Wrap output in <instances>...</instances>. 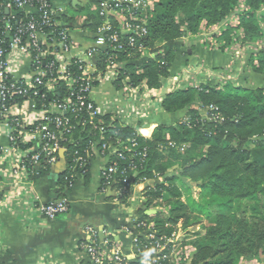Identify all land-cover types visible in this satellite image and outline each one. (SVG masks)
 Segmentation results:
<instances>
[{
	"label": "trees",
	"instance_id": "trees-1",
	"mask_svg": "<svg viewBox=\"0 0 264 264\" xmlns=\"http://www.w3.org/2000/svg\"><path fill=\"white\" fill-rule=\"evenodd\" d=\"M154 1V9L147 18L148 35L138 43L151 57L138 64L142 53L131 48L117 55V61L127 63L115 83L117 90L123 87L121 83L126 80L134 88L143 86L148 91L160 90L162 80L170 77V70L176 61L177 42L189 35H197L203 23L208 27L223 24L240 1L248 9L243 12L238 27L244 32L243 42L251 45L264 38L260 26L264 16L259 13L264 8V0ZM93 7L100 8V1L91 0L88 6L75 12L78 16H64L61 19L63 25L79 26L81 19L85 18L83 28L95 35L104 18L99 16V11H93ZM111 21L115 23L113 18ZM230 31L223 34L227 43ZM231 45L232 42L224 45L220 51L224 52ZM98 61L103 72L106 67L104 58ZM246 61L253 70L250 78L253 80L257 76L260 79H256L255 88L248 87V84L235 87L230 82L221 90L208 83L199 88L170 93L163 99L164 111L175 115L187 110L189 123L178 121L173 125L158 126L150 138L142 137L133 128L121 126L110 115L96 119L95 127L88 120H85L86 125L72 121L73 131L68 137L71 142L66 145L65 155L69 165L75 151L85 156L91 145L99 151L104 144L118 147L119 143L130 145V142H135L134 153L146 152V158L141 161L139 157H132L134 153L127 154L126 162L119 167L125 169L133 162L137 178L131 182L152 183L149 187L158 190L154 191L155 196L159 197L168 189V194L175 197L174 201H169V206L173 208L171 213L186 217L187 223L190 220L188 207L180 200L183 194L177 184L188 192L194 187L201 190L200 202H194L192 208L205 213L210 226L205 229V236L193 244L196 254L192 264L264 263V51ZM244 75L239 82L244 83ZM195 104L201 105L200 109L207 112L206 120L202 119L198 109H191ZM210 107L216 110L209 111ZM184 146L189 148L182 151ZM42 166V171H49L46 162ZM90 168L89 164L77 172L83 175L86 182ZM170 170L174 172L170 173ZM176 171L179 175H175ZM160 179L162 182L157 183ZM166 184L171 188H166ZM121 186L117 181L114 183L116 188ZM152 193L151 190L148 195ZM151 204L152 200L149 201ZM245 204L251 210L250 214L237 217L236 213L243 210ZM211 208L218 210V214L212 213ZM139 215L146 218L143 211Z\"/></svg>",
	"mask_w": 264,
	"mask_h": 264
},
{
	"label": "built area",
	"instance_id": "built-area-1",
	"mask_svg": "<svg viewBox=\"0 0 264 264\" xmlns=\"http://www.w3.org/2000/svg\"><path fill=\"white\" fill-rule=\"evenodd\" d=\"M153 9V0H101L100 8L92 10L99 11L104 23L93 35V41L80 47L73 40L71 30L57 18L66 14L62 7L49 0H0V127L6 130L8 139V146H1L0 153L10 155L17 162L14 174H22L18 170L32 172L43 162L55 165L62 153L66 155L73 120L81 125H86L88 120L95 127L94 121L104 116L93 99L95 88L106 80L116 88L120 72L127 65L117 61V55L131 48L142 53L138 64L151 57L138 43L148 35L147 18ZM245 11H248L246 7ZM263 12L264 8L260 16ZM262 24L264 21L260 25L264 30ZM226 26L223 23L211 29L215 32ZM260 51H264V40L249 45L245 54L250 57ZM101 58L106 66L103 72L98 64ZM25 59L30 67L26 75H20L21 67H18ZM244 64L250 68L247 61ZM227 78L221 79L229 81ZM121 84V90L131 95L141 90L128 85L127 80ZM119 144L118 147L104 144L99 150L110 161L115 160L101 171V177L106 188L116 181L122 184L115 188L114 200L120 212L128 216L129 223L122 231L130 243L125 246L113 241L107 230L87 226L85 233L89 240L81 249L91 264H176L181 231L174 227L163 231L161 219L150 216L161 215L160 206H154V212L144 209L148 208L144 203L152 183L131 182L137 178L134 163L125 169L119 165L126 162L127 154L134 153L136 143ZM95 152V145H91L85 156L74 152L67 170L69 187L84 178L77 172L88 167ZM146 156V152L132 155L141 161ZM139 204L146 218L139 212L128 215V210L137 209ZM36 207L41 216L53 221L69 211L70 202L62 199L42 204L38 200Z\"/></svg>",
	"mask_w": 264,
	"mask_h": 264
},
{
	"label": "crops",
	"instance_id": "crops-1",
	"mask_svg": "<svg viewBox=\"0 0 264 264\" xmlns=\"http://www.w3.org/2000/svg\"><path fill=\"white\" fill-rule=\"evenodd\" d=\"M49 1L58 7L68 6L74 12L91 2ZM67 15L60 16V20ZM84 20L85 18L81 19L79 26L65 25L71 30L73 40L80 47L94 39L93 34L83 28ZM216 39L219 40L218 37ZM179 41L183 44L187 42L183 50L178 45ZM179 41L178 55L170 70V77L162 80L160 90H140L126 97L125 92L117 90L112 83L104 82L102 86L100 84L96 87L93 99L102 115H110L121 126L133 128L142 137L150 138L158 126L173 125L187 114V110L175 115L166 113L162 107L166 95L204 83H212L221 88L226 82L221 78L234 75L233 72L238 71V60H232L227 52L207 50L192 38ZM202 62L207 65V69H201ZM230 63L234 67L233 72L225 70ZM29 64L28 59L22 61L18 67H21L20 75L27 74ZM208 68L214 71L209 72ZM223 73L225 75L220 77L219 74ZM231 79L229 82L234 85L236 79ZM243 81L244 83L237 82V86H244L249 82L248 79ZM109 100L116 106L117 115L107 105ZM200 108L201 105L195 104L191 109ZM1 146H8V139L6 130L0 127ZM110 162L108 157L96 150L90 162L89 180L86 182L84 178H80L69 187L66 182L69 164L64 153L55 165L49 166V171H42L41 165L39 171L37 168L26 173L18 170L17 172H22L18 175L14 174L13 168L17 162L10 155L0 153V264H91L81 249L89 240L85 233L87 226L107 230L113 241L129 245L130 240L122 231L123 226L129 223L128 216L115 212L111 215L112 208L117 206L114 200L116 187L113 184L106 188L101 177V171ZM62 199L69 200L70 209L53 221L45 219L37 211L38 200L42 204H50ZM142 209L139 204L135 210L130 208L128 215L140 213ZM100 240L103 241V235Z\"/></svg>",
	"mask_w": 264,
	"mask_h": 264
},
{
	"label": "rangeland",
	"instance_id": "rangeland-1",
	"mask_svg": "<svg viewBox=\"0 0 264 264\" xmlns=\"http://www.w3.org/2000/svg\"><path fill=\"white\" fill-rule=\"evenodd\" d=\"M153 2L155 4L154 0H153ZM62 8L66 11V13L69 15V17L74 16V15L78 16V14L75 13L74 10H72L70 7L63 6ZM244 8H245L244 2L240 1L238 4V7H236V9L234 10V13L231 15V17L229 19H227L226 21H224V24H227L226 27L221 28L220 30L217 29L214 32L211 29L212 27H208L206 23H203L201 25L200 31L197 35H189L188 37H186V39L192 38L193 40H197L201 47H203L207 50H210V51L211 50L212 51H217V50L220 51V49L224 45L232 42V45L230 47L225 48V52H227V55L230 56V58H232V60H234V59L238 60V63L236 65V67L238 68L236 70H238V71L233 72L234 71L233 65L231 63L228 64L227 67L225 68V70L230 71V72L232 71L234 75H229V77L227 79L229 80L231 78H235L236 81L234 82V85L236 87H241V86H243V84H241V85L238 84V86H237L236 83L237 82L239 83L240 78L244 74H246V75H244L245 77H243V79L249 80V82H247L249 86L248 85L247 86L255 88L257 86V83H258V80H256V79H259V77L255 76L252 80L250 78V74L253 73L252 67L250 66V68H248L247 65L244 64V62L246 61L245 58L246 59L249 58V55L245 54V53H246V49L249 47L250 44H246L245 42H243L244 32H243V30H240V28H238L240 26V23H241V19H242L241 16L244 14L243 13ZM263 16H264V12H263ZM221 25H219V26H221ZM262 27L264 28V24H262ZM229 30H231V31H230L229 35H227L229 37V42L227 43L228 40H225L223 34H225ZM215 36L218 37L219 40H217ZM263 40H264V38L260 39L258 42H261ZM189 43L191 44V42H189ZM185 44H187V42ZM185 44H183L181 41H179L178 45H179V47L181 46V50H183V47H186ZM254 64L257 65V61H255ZM200 66H201V69H203V68L205 69L207 67V65H205L204 62H202L200 64ZM245 69H247V70H245ZM208 71L212 72L214 70L208 68ZM223 72H224V70H223ZM219 75L221 77L225 74L223 73V74H219ZM231 80H234V79H231ZM106 83H111V81L106 80ZM229 83H230L229 81H226L224 86H222L219 89L223 90V88H225V86L228 85ZM205 84H208V83L200 84V86L205 85ZM102 85L103 84H101V86ZM200 86L193 87V88H199ZM216 86H218V85H216ZM244 86H246V85H244ZM218 87H220V86H218ZM140 88L142 91L147 90L143 86H141ZM125 96L128 97L129 93H125ZM107 105L110 107V109H112V112H114L117 115L116 106L113 104V102L111 100L108 101ZM198 111H200V115H201L202 119L206 120V117L208 118V116H207L208 114L204 109H199ZM179 122L182 124H185V123L188 124L189 123V117L187 116V114L184 118L180 119ZM188 148H189V146H188ZM188 148L186 147L185 150H187ZM173 170H170V173L174 172ZM175 173H176L175 175H179L178 171H176ZM161 182H162V180L160 179L157 183H161ZM164 186L166 188H171L167 184ZM177 187L180 188V190L183 194V196L180 199L181 202H183L188 207V209H187L188 214L187 215L190 216V220L188 223H187L186 217H178L179 215H176V213H175V215H173L171 213V209H173V208H172V206H169V201H174L175 197L168 194V191H167L168 189L163 191L159 197L155 196L156 194L154 193V191L158 192V190L157 189H151L153 191V193L148 195L146 202L144 201L145 207H148V208H144V209L147 210L148 212H151V211L154 212V209H153L154 206H160L161 207L160 211L158 210L159 208L156 209L161 213V215L156 214V213H152V215H150V216L153 219L154 218H156L157 220L159 218L161 219V221H162L161 226H162V228H164L163 231H166V230L173 228V227L175 229H177L178 231H181L180 232L181 236L179 239L178 250H177L178 251V258L175 261L176 264H192L193 258L196 254V250H195V247L193 246V244L197 240H199L205 236L204 231L206 228H208L210 226V221H209V218L206 216L205 213H202L199 210H193V208H192L194 202H196V203L200 202L199 197H200L201 190L194 187V188H192V190L190 192H188L184 188H182V186L179 183L177 184ZM150 200H152L151 205H149ZM235 205H236V207H238V204H235ZM119 208H120V206H118V205L116 207L112 208L113 211L111 212V215H112V213L113 214L116 213L118 215H119V213L122 214L120 212ZM243 208H244L243 210H238V212L236 213L237 217H240V218L241 217H247L250 214L251 210H248L247 204H245L243 206ZM211 212L214 214H218V210H215L213 208H211ZM177 218H180V219L178 220V222H176L175 225H172L176 221ZM184 244H186V246H183ZM240 264H264V263L263 262L259 263L257 261H250V262L241 261Z\"/></svg>",
	"mask_w": 264,
	"mask_h": 264
},
{
	"label": "water",
	"instance_id": "water-1",
	"mask_svg": "<svg viewBox=\"0 0 264 264\" xmlns=\"http://www.w3.org/2000/svg\"><path fill=\"white\" fill-rule=\"evenodd\" d=\"M57 18L59 19V18H60V16H57ZM40 167H41V165L37 167V171H39V170H40Z\"/></svg>",
	"mask_w": 264,
	"mask_h": 264
}]
</instances>
